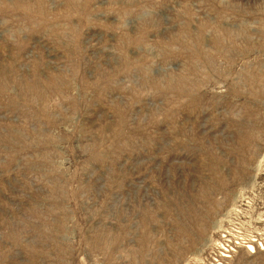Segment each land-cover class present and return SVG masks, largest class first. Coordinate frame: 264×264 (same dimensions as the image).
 <instances>
[{
  "label": "rangeland",
  "instance_id": "obj_1",
  "mask_svg": "<svg viewBox=\"0 0 264 264\" xmlns=\"http://www.w3.org/2000/svg\"><path fill=\"white\" fill-rule=\"evenodd\" d=\"M225 245L264 264V0H0V264Z\"/></svg>",
  "mask_w": 264,
  "mask_h": 264
},
{
  "label": "built area",
  "instance_id": "obj_2",
  "mask_svg": "<svg viewBox=\"0 0 264 264\" xmlns=\"http://www.w3.org/2000/svg\"><path fill=\"white\" fill-rule=\"evenodd\" d=\"M222 247H223V250H224V252L221 253L222 257L216 258L214 264H223V262H224L223 258H229L230 257V253L233 251V248L228 246V245H227V247H226V245L222 246Z\"/></svg>",
  "mask_w": 264,
  "mask_h": 264
},
{
  "label": "bare ground",
  "instance_id": "obj_3",
  "mask_svg": "<svg viewBox=\"0 0 264 264\" xmlns=\"http://www.w3.org/2000/svg\"><path fill=\"white\" fill-rule=\"evenodd\" d=\"M252 248V247H251ZM253 249V248H252Z\"/></svg>",
  "mask_w": 264,
  "mask_h": 264
}]
</instances>
